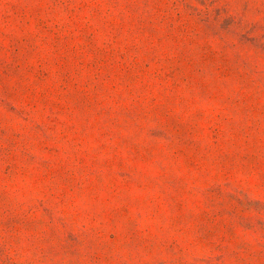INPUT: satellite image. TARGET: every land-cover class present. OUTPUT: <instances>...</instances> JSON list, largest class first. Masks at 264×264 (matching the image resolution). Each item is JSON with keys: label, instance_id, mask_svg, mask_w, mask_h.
<instances>
[{"label": "rangeland", "instance_id": "374dc122", "mask_svg": "<svg viewBox=\"0 0 264 264\" xmlns=\"http://www.w3.org/2000/svg\"><path fill=\"white\" fill-rule=\"evenodd\" d=\"M0 264H264V0H0Z\"/></svg>", "mask_w": 264, "mask_h": 264}]
</instances>
